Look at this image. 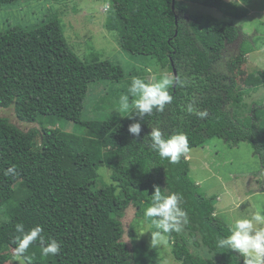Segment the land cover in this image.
Returning a JSON list of instances; mask_svg holds the SVG:
<instances>
[{
    "label": "trees",
    "instance_id": "obj_1",
    "mask_svg": "<svg viewBox=\"0 0 264 264\" xmlns=\"http://www.w3.org/2000/svg\"><path fill=\"white\" fill-rule=\"evenodd\" d=\"M22 1L28 0H0V10L10 11ZM191 1L240 19L248 13L243 4L251 0ZM111 5L106 25L118 27L120 47L132 56L149 57L188 83L171 89L174 100L163 112L154 110L142 120L132 111L126 114L131 118L87 119L83 115L89 89L105 79H92L89 71L99 74L96 67L110 66V60L102 62L93 48L86 63L77 59L55 13L30 25L8 23L0 32V107L12 106L19 121L36 122L39 128L24 131L0 116V264L8 261L9 250L13 252L17 223L25 230L39 224L45 237L62 245L59 255L44 257L34 243L27 253L30 264H160L158 251L144 240L127 246L120 220L131 204L143 215L153 185L184 197L181 207L189 223L169 240L177 262L243 264L239 254L216 246L229 225L218 218L217 195L204 193L191 178L192 159L182 157L176 164L161 160L150 150L147 136L152 127L165 135L182 131L190 152L213 137L230 146L248 142L264 168V104L237 113L244 92L236 90L234 79L218 63L241 27L210 14L186 15L185 4L178 0H111ZM251 50L240 40L237 60L245 63L244 55ZM131 79L122 73L111 78L120 85L115 90L119 97L128 94ZM193 98L199 109L207 110V117L183 110ZM65 120L81 132L56 126ZM137 120L142 127L139 137L128 132ZM98 165L119 168L117 191L102 182ZM9 167H14V175L4 174Z\"/></svg>",
    "mask_w": 264,
    "mask_h": 264
},
{
    "label": "rangeland",
    "instance_id": "obj_2",
    "mask_svg": "<svg viewBox=\"0 0 264 264\" xmlns=\"http://www.w3.org/2000/svg\"><path fill=\"white\" fill-rule=\"evenodd\" d=\"M178 1L185 4L186 15L210 14L217 18L223 17L235 25H240L242 33H239L240 36L232 43L225 45L218 63L222 69H226V72L230 71V75L227 73L230 77L232 75L236 81L239 80L238 84L235 83L236 90L244 92L243 101L246 103L235 108L237 113L247 114V110L252 106L253 101L264 103V86L254 83V80L260 81L259 77L264 73L259 69L264 71V0H251L244 3L243 5L249 12L255 11V13L245 15L240 19L223 16L215 8L198 2ZM111 10V0L22 1L12 6L10 11L0 10V32L8 27V23L11 25H30L55 13L61 20L64 35L77 59L86 63L85 59L88 53L92 51L90 48H93L99 51L102 62L109 59L112 63L110 66L106 64L96 67L99 74L95 70L89 71L92 76H95L92 79L100 75L105 79L92 83L95 85L89 89V94L85 98L86 111L83 117L87 119H120L124 116L115 110L120 98L115 90L118 92L120 85L116 81L111 82V78H116L122 73L125 74L126 78L139 76L152 79L161 73H172L170 70L160 67L149 57L132 56L120 47L118 27L111 26L109 29L106 25ZM240 40L248 49L254 50L250 58L256 65H250L249 62L241 63L237 60ZM137 70L140 74L135 73ZM224 108L229 110L228 105H225ZM0 116L7 117L9 121L24 131L32 126L39 128L36 122L19 121L12 106L0 107ZM56 126L68 132H81L76 129L75 124L71 121L65 120ZM253 152L254 150L248 142L230 146L223 139L217 137L209 139L204 146L195 147L189 152L188 158L192 159L190 176L193 180L199 181V188L204 193L218 196V202H215L216 211L218 218L224 224L229 225L232 219L236 217L249 215L257 209L264 208V168L258 158L254 157ZM205 164L215 165L210 167ZM199 165L201 167L206 166L208 173L199 169ZM209 168L214 177L210 175ZM96 171L103 183L110 185L116 191L121 187L118 181V167L98 165ZM209 175L211 177L207 178ZM225 190L233 192L232 200L227 199L228 197L225 198V193L228 192ZM120 220L123 227L122 240L126 242L129 248L132 247L133 243L141 240L147 242L152 248L150 246V232H144L148 222L136 207L132 204L126 207ZM156 250L160 264H180L171 254L170 242L167 246L158 247ZM8 254L9 259L4 264H17L13 260V252L9 250Z\"/></svg>",
    "mask_w": 264,
    "mask_h": 264
},
{
    "label": "clouds",
    "instance_id": "obj_3",
    "mask_svg": "<svg viewBox=\"0 0 264 264\" xmlns=\"http://www.w3.org/2000/svg\"><path fill=\"white\" fill-rule=\"evenodd\" d=\"M235 3L242 4L243 0H236ZM252 13L254 14L255 11L248 10L246 15H253ZM227 73L230 75V71ZM231 77L237 84L234 76L231 75ZM187 83L186 78L182 79L179 75L168 73H161L159 78L152 79L134 76L128 87V94L119 98V104L115 110L129 118L132 115H124V113L132 111L142 120L145 115H150L154 110L163 112L165 107L172 104L174 100L171 89L184 87ZM183 110L200 119L208 115L207 110H201L196 106L195 98L190 100ZM141 131L139 120L128 126V132L135 137H139ZM147 136L150 140V150L155 152L161 160L167 159L170 164H176L182 157L190 159L188 156L191 149L186 133L181 131L165 135L159 127H152ZM4 174L14 175V167H9ZM153 189L151 202L143 212L145 220H150L144 232H150V246L158 248L167 246L172 233H182L185 225L189 223V218L187 211L181 207L184 199L181 192L169 191L167 187L161 188L159 185H153ZM15 230L19 234L12 241L15 245L13 260L17 264H25V261L30 264L31 257L27 253L34 243L39 244L41 255L44 257L60 254L61 243L51 236L45 237L41 225L25 230L24 224L17 223ZM216 246L239 254L243 257V264H264V208L232 219L228 234L218 237Z\"/></svg>",
    "mask_w": 264,
    "mask_h": 264
},
{
    "label": "crops",
    "instance_id": "obj_4",
    "mask_svg": "<svg viewBox=\"0 0 264 264\" xmlns=\"http://www.w3.org/2000/svg\"><path fill=\"white\" fill-rule=\"evenodd\" d=\"M258 13H261V12H258ZM253 52H254V50H253V51H250L249 53L246 54V56H247V57H246V62H247V63L249 62L250 65H251V64H252V65L255 64V63L251 60V58H250V55H251ZM255 65H256V64H255ZM259 69L263 72V70H262L261 68H259ZM259 80H260V81H258V80H254V83H258L259 86H260V85L264 86V82H263L264 79H262L261 76H260V77H259ZM238 81H239V80H237V84H238ZM256 102H257V101H253V104L251 103V105L254 106V105H262V104H263V103L261 104V103H256ZM244 103H246V102L244 101ZM252 106H251V107H252ZM201 162L204 163L203 160H201ZM205 165H208V164H205ZM208 166L212 167L211 164L208 165ZM199 169H203V171H205V172L207 171V170H206V169H207L206 166H202V167H201V165H199ZM201 171H202V170H201ZM203 171H202V172H203ZM209 171H210V175L214 177V175H212V173H211V169H210V168H209ZM206 173H208V172H206ZM206 173H205V174H206ZM210 175L207 176V178H208V177H211ZM197 180H198V179H197ZM197 182H199V181H197ZM225 191H228V192L225 193V198L228 197L227 199L232 200L233 197H234L233 192H230L229 190H225ZM222 192H223V191H222ZM216 202H218V196H217V201H216Z\"/></svg>",
    "mask_w": 264,
    "mask_h": 264
},
{
    "label": "water",
    "instance_id": "obj_5",
    "mask_svg": "<svg viewBox=\"0 0 264 264\" xmlns=\"http://www.w3.org/2000/svg\"><path fill=\"white\" fill-rule=\"evenodd\" d=\"M175 0H172V4L174 3Z\"/></svg>",
    "mask_w": 264,
    "mask_h": 264
}]
</instances>
